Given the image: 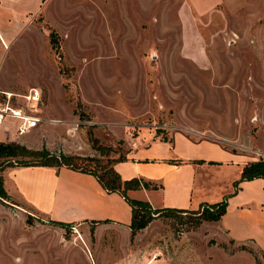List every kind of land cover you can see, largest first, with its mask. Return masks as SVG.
Returning a JSON list of instances; mask_svg holds the SVG:
<instances>
[{
  "label": "rangeland",
  "instance_id": "obj_1",
  "mask_svg": "<svg viewBox=\"0 0 264 264\" xmlns=\"http://www.w3.org/2000/svg\"><path fill=\"white\" fill-rule=\"evenodd\" d=\"M31 88L41 96L32 112L44 122L22 136L16 121L0 125V142L17 146L13 156L0 157L7 195L0 198V264H92L76 226L60 230L15 190L31 182V191L22 190L27 198L43 208L60 204L68 210L79 195L88 197L77 190L89 184L77 175L15 167L75 157L72 170L100 174L102 167L125 160L119 162L122 176L141 180L138 189L152 188L158 184L148 179L161 171L150 167L151 160L170 154L163 138L220 140L242 166L264 161V0H0V91L21 96ZM137 144L148 157L139 170L126 162ZM182 157L179 151L162 163L171 166ZM222 158L201 175L200 184L209 190L225 184L236 169L233 157ZM182 163L178 172L167 170V178L177 180L189 166L208 164ZM50 188L55 200L48 203ZM126 196L143 199L141 193ZM112 205L114 213L105 219L130 224L129 204L118 193ZM156 211L131 236V258L157 253L155 264H262V252L251 243L236 249L252 259L231 254L232 242L201 252L210 257L201 259V246L215 245L216 237L214 221L200 220V214L216 216L214 204ZM119 243L124 245L123 238Z\"/></svg>",
  "mask_w": 264,
  "mask_h": 264
},
{
  "label": "crops",
  "instance_id": "obj_2",
  "mask_svg": "<svg viewBox=\"0 0 264 264\" xmlns=\"http://www.w3.org/2000/svg\"><path fill=\"white\" fill-rule=\"evenodd\" d=\"M164 143H167L165 146L170 151L171 156H174V154L177 155L179 154V151H181L184 156L181 158L182 160L195 159V161L203 160L205 162L211 161L221 163L220 159H224L222 156H231L233 157L230 158L233 160L231 161V166H236V169L232 173V177L229 178L225 184L222 185L221 183L216 187L213 186V190H209L210 188H207L206 185L200 184L201 175H203V173L204 176L207 175L205 168L209 167L208 164H206V166L201 165L199 167L189 166L190 168H188V174L185 177L178 178L177 180L167 178L169 175H167V170L171 173L174 171L178 172L182 169V166L180 165L183 164L181 159H177L181 162L178 161L177 163H173L171 166H165L162 162L165 160L164 158H168L169 154L165 157L153 158L151 160L152 164H149L152 169H160L161 171L159 175L152 176V178L155 179H148V181L158 184L157 188H141L135 191H128V195L141 193L143 195V199L138 200L148 202L153 210L162 211L167 209L182 211L196 210L206 205L219 203L224 198H227L226 213L219 221L214 222L212 226L215 234H211V237H216V244L209 246L208 243H206L205 246H201L198 251L201 254V259L208 261L210 259L207 254L208 252H204L203 254L201 252L219 247L220 245H228L230 242L234 244L232 246L233 251L230 252L231 254H234V256L238 254L245 255L252 259L253 256L250 252L243 249H236L238 246H245L248 243H251L258 251L262 252L263 257L261 262L264 264V235L261 234V232H264V180L254 179L252 181H244L241 182L236 189L232 190V188H234V182L239 180L241 170L247 162H245L242 166L240 162L241 159L236 158L238 155L236 156L235 154L228 152L229 150L225 148L224 144L220 140H168ZM177 144L178 151L176 149ZM150 145L151 143L148 144V146ZM146 153L147 150H144L142 146L137 144L135 147L131 148L130 153L127 155L126 162L128 164L134 163V167L139 170L142 166L139 162H141L142 159L148 161ZM167 161L169 160L167 159ZM250 162L254 161L250 160ZM121 167H123L122 163L117 162L114 164V170L121 176L123 179L122 181L129 180V177L122 176ZM163 167H165V169H163ZM15 169L18 172H30L29 170L37 171L47 169L48 171H51V173L53 172L59 176L77 175L79 179H83L82 181L89 184L88 186L91 187L90 189L85 187L86 185H83L82 187H78L77 190L78 193L85 196L88 195V197L83 199L81 198V195H79V202L71 203L73 206H71L68 210L60 204L50 206L53 210L49 209L47 205L43 208L36 201L27 198L26 194L22 190L26 191L29 189V191H31V188L33 187V183L31 182L25 189H22L21 185L17 184V186H15V190L17 189V191H20L21 194L24 195L25 199L29 201L33 209L36 211L39 210L43 214L49 216L50 219L48 220L50 222L53 221L76 226L79 230L78 236L82 239L91 255L92 264H155L156 261H159L160 255L157 253L152 258H148V256L145 257L143 253L137 255L136 258L130 257V224L120 223L116 219H113L114 217H110L111 219H105L106 216H110L108 214L114 213L112 205L113 193L106 192V190L98 184V181L94 176L72 170L67 167L55 168L32 166L15 167ZM172 184H174V186H172ZM52 190L53 188H50L47 196L45 197V201L48 203L50 200H55V193H53ZM167 194L173 195V198H167ZM9 196L10 198L13 197L10 194ZM208 196L211 198L214 196V198L209 200ZM120 198L125 201L121 195ZM106 220L107 222H104ZM59 228L60 230L65 229H62V227ZM91 228H93V232L89 231ZM119 229L123 231L114 234V232ZM102 230L109 231V235H106L105 237L103 232H101ZM195 236H197V234H186V237H191L192 239ZM218 236L222 237L221 240L218 239ZM75 237V235H72V238L75 239ZM199 237H201V239H207V237L203 235ZM104 238H106L107 241L115 240L117 247L111 243L106 245ZM122 238L124 240V245L119 243ZM188 240L191 241V239ZM188 240L185 239V241ZM219 248L221 249V247ZM104 253L108 258L106 260L103 255ZM221 253L224 255L225 250ZM165 260L169 259L167 258ZM252 261L254 262L253 264H257L256 260L252 259Z\"/></svg>",
  "mask_w": 264,
  "mask_h": 264
},
{
  "label": "trees",
  "instance_id": "obj_3",
  "mask_svg": "<svg viewBox=\"0 0 264 264\" xmlns=\"http://www.w3.org/2000/svg\"><path fill=\"white\" fill-rule=\"evenodd\" d=\"M163 141L167 142L168 140L166 138H163ZM96 143H97L96 140H94L93 144H96ZM16 147L17 146L15 145L13 146L7 143L0 142V157L13 156L14 155L13 150ZM100 149H102L103 151V148H99L98 150ZM74 159L76 158L75 157L74 158L73 157H63V158H60L58 161L57 158H54L52 160L53 163L50 161L49 162L44 161L38 165H29V166L60 167V165L61 166L63 165V166H66L67 168L74 169L75 167L71 164V161ZM122 161H125V160H121L118 162H122ZM216 164H217L216 162H208V165H216ZM22 166H26V165H22ZM81 168L82 167H80V170L79 169L78 170L82 173L90 174L94 176L97 179L98 183L101 185V187L104 190H106V192L118 193L129 204L131 208V222L129 225L131 236H134L139 230L144 229L150 223V221L152 220L151 219L152 216H150V214H152L153 212H159V211L153 210L148 202L135 200V199H129L126 196L127 191L136 190L140 188L141 180L139 181L137 179H133V180L122 181L118 173L114 170V165L113 167L112 166L102 167L101 168L102 171L100 174L85 170L83 168L81 169ZM254 179L264 180V161L263 160H260L257 162H250V163H247L245 166H243L241 173H240L239 180L234 182V188L236 189L241 182L252 181ZM143 185L142 186L147 189L157 188V187L149 188L147 187L148 184H143ZM6 197L7 195L3 189L2 182L0 181V198L3 199ZM214 206L217 207L218 214L216 216L209 215L205 217L204 214L202 213L200 214L202 217L200 220L206 219L208 221H214V222L219 221L226 213L227 198H224L221 202L214 204ZM138 207H141V210H138ZM165 211L182 212V210H176V209H167ZM104 222H107V220ZM51 223L54 224L55 226H59L65 229L71 227L70 224H63V223L53 222V221H51Z\"/></svg>",
  "mask_w": 264,
  "mask_h": 264
},
{
  "label": "built area",
  "instance_id": "obj_4",
  "mask_svg": "<svg viewBox=\"0 0 264 264\" xmlns=\"http://www.w3.org/2000/svg\"><path fill=\"white\" fill-rule=\"evenodd\" d=\"M40 97V92L34 88L21 96L0 91V125L5 121H16L18 123L17 136L25 135L37 128L44 120L37 117L35 112L33 114L32 108L34 110V107L40 103Z\"/></svg>",
  "mask_w": 264,
  "mask_h": 264
}]
</instances>
